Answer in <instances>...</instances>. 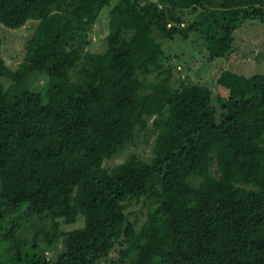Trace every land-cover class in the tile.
I'll return each mask as SVG.
<instances>
[{
    "label": "trees",
    "instance_id": "obj_1",
    "mask_svg": "<svg viewBox=\"0 0 264 264\" xmlns=\"http://www.w3.org/2000/svg\"><path fill=\"white\" fill-rule=\"evenodd\" d=\"M111 2L0 0L4 26L36 22L15 68L0 39V264H95L116 244L133 264H264V72L222 70L219 113L209 98L190 114L162 44L194 34L208 60L228 57L264 0ZM148 129L149 158L105 166ZM142 197L137 225L126 206Z\"/></svg>",
    "mask_w": 264,
    "mask_h": 264
},
{
    "label": "rangeland",
    "instance_id": "obj_2",
    "mask_svg": "<svg viewBox=\"0 0 264 264\" xmlns=\"http://www.w3.org/2000/svg\"><path fill=\"white\" fill-rule=\"evenodd\" d=\"M115 0H112L113 4ZM104 8L88 32L90 40L86 47L90 51L101 52L105 49V37L107 34V12ZM36 22L28 21L19 28H9L0 23L1 55L5 64L15 68L25 56V45L32 36ZM234 44L232 53L225 58L208 60L204 41L197 35H191L187 41L178 38L163 41V47L169 56V63L173 67V79L176 85L180 82L190 84L191 87L183 91L186 97V108L190 114H195L198 107L211 99V104L219 113V105L216 97L226 96L227 90L217 85L216 79L224 69L232 70L238 74L250 76L264 72V23L254 19L247 20L234 32ZM43 75L36 74L35 78L41 82ZM153 133L150 129L136 138L133 144L128 145L105 166H113L123 161L129 154L142 155L145 159L151 155ZM151 203L143 197L126 206V212L131 220L136 219L137 225L145 219V214ZM82 217L72 224H61V229L69 230L82 225ZM30 227L21 233L24 237L29 234ZM57 241L53 246L46 247L42 244V255L53 260L60 248ZM33 252L34 250H30ZM136 251L132 250L127 257L120 254V246L116 244L106 257L95 264H133Z\"/></svg>",
    "mask_w": 264,
    "mask_h": 264
}]
</instances>
